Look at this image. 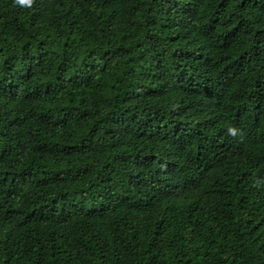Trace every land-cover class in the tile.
I'll return each instance as SVG.
<instances>
[{"label":"trees","instance_id":"trees-1","mask_svg":"<svg viewBox=\"0 0 264 264\" xmlns=\"http://www.w3.org/2000/svg\"><path fill=\"white\" fill-rule=\"evenodd\" d=\"M0 264H264V0H0Z\"/></svg>","mask_w":264,"mask_h":264},{"label":"clouds","instance_id":"clouds-1","mask_svg":"<svg viewBox=\"0 0 264 264\" xmlns=\"http://www.w3.org/2000/svg\"><path fill=\"white\" fill-rule=\"evenodd\" d=\"M16 2L17 3H19V4H31L32 3V0H16ZM236 129L235 128H232V127H230L229 129H228V132L230 133V134H232V135H235L236 134Z\"/></svg>","mask_w":264,"mask_h":264}]
</instances>
